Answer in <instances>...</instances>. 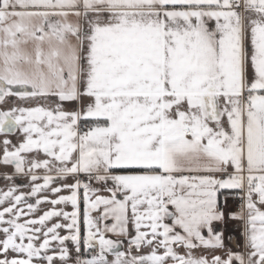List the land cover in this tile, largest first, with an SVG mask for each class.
<instances>
[{"label": "snow or ice", "instance_id": "1", "mask_svg": "<svg viewBox=\"0 0 264 264\" xmlns=\"http://www.w3.org/2000/svg\"><path fill=\"white\" fill-rule=\"evenodd\" d=\"M0 181V264H264V0H0Z\"/></svg>", "mask_w": 264, "mask_h": 264}, {"label": "crops", "instance_id": "2", "mask_svg": "<svg viewBox=\"0 0 264 264\" xmlns=\"http://www.w3.org/2000/svg\"><path fill=\"white\" fill-rule=\"evenodd\" d=\"M13 139H15V137H13ZM4 183H5L4 181H0V187H3ZM21 191H28V189L27 188H22ZM229 204L231 205L230 201H229ZM42 207H43L44 210H47V208H49L50 205L45 204ZM68 210H70V208ZM169 223H170V221H169ZM228 227L230 229H233V233L232 234L235 235V237H236V243L237 244L241 243L240 236H239V229H235L234 222L230 223L228 225ZM228 234L229 233H226L225 235L227 236ZM226 243H227V241H226ZM228 247H233V245L232 244H228Z\"/></svg>", "mask_w": 264, "mask_h": 264}, {"label": "built area", "instance_id": "3", "mask_svg": "<svg viewBox=\"0 0 264 264\" xmlns=\"http://www.w3.org/2000/svg\"><path fill=\"white\" fill-rule=\"evenodd\" d=\"M230 202H231V206H232V207H238V203H239V201H231V200H230Z\"/></svg>", "mask_w": 264, "mask_h": 264}]
</instances>
